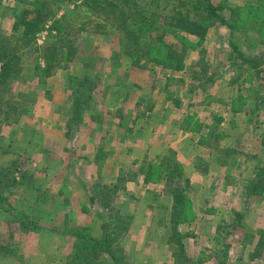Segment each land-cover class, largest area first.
I'll list each match as a JSON object with an SVG mask.
<instances>
[{"label": "rangeland", "instance_id": "1", "mask_svg": "<svg viewBox=\"0 0 264 264\" xmlns=\"http://www.w3.org/2000/svg\"><path fill=\"white\" fill-rule=\"evenodd\" d=\"M26 1L0 0L1 39L13 44L22 60V71L5 94L17 102V111L23 110L0 118V186L19 212L41 228L23 229L0 211V264H62L73 250L67 228L101 237L99 211L88 198L92 187L103 185L112 188V205L128 222L115 242L118 264H133L139 257L141 264H175L168 241L171 197L160 178L161 161L172 151L189 180L180 229L191 262L216 264L226 245V264H264V189L245 188L264 161V76L257 79L253 69L241 64L222 69L221 77L204 89L196 80L204 63L222 68L234 43L256 56L264 69V0H214L228 28L209 21L204 36L157 29L152 35L158 44H179L181 69L149 59L134 66L119 57L116 31L89 21L86 9L76 6L81 0L55 10L35 36L39 49L21 48L11 25ZM178 2L140 0V6L164 22ZM69 30L74 31L75 58L62 60L46 75L39 53L47 41ZM85 74L95 88L69 143L63 130L70 83ZM134 102V111L140 112L128 125L126 145L101 139L106 125L129 118ZM154 102L157 108L148 115ZM207 125L216 126L220 150L199 141ZM99 146L111 149L107 165H117L116 172H100L106 160L91 168L88 158ZM96 173L106 183L96 180ZM101 263L112 261L103 256Z\"/></svg>", "mask_w": 264, "mask_h": 264}, {"label": "trees", "instance_id": "2", "mask_svg": "<svg viewBox=\"0 0 264 264\" xmlns=\"http://www.w3.org/2000/svg\"><path fill=\"white\" fill-rule=\"evenodd\" d=\"M76 0H28L22 7L12 22V32L16 36V42L21 48L37 47L35 36L42 30L44 24L51 20L55 10L61 5ZM77 7H82L88 12L87 19L94 22L95 26L101 28H113L117 33L119 57L131 61L134 66L138 65L140 59L154 60L156 64L168 66L174 69L183 67V56L177 49L179 44L153 40V35L157 29L162 32H179L204 36L210 24L221 23L228 28L226 20L219 14L218 7L214 0H179L175 10L165 17L164 22L159 21L156 12L140 6V0H81ZM61 19H54L55 24H61ZM210 24H206L209 22ZM74 31L69 30L63 35L61 32L53 39L46 42L44 48L39 53L45 62V66L40 70L48 75L50 69L62 60L72 61L77 53V45L74 44ZM150 33V34H148ZM160 37V36H159ZM0 36V118L8 119L13 112L17 111L13 99L6 97V90L12 79L16 78L22 71L21 56L11 43H3ZM179 42L182 43L181 37ZM153 41V42H152ZM152 42V43H151ZM226 58L222 68L215 66L208 68L204 63L196 80L200 81L199 87L204 89L207 85H213L221 77L222 69L247 65L253 69L257 79L264 76V69L256 56H249L242 52L234 43ZM39 69L40 66H37ZM95 88V83L88 76L73 77L70 83L69 94L71 103L68 108L67 118L64 122V135L71 142L72 132L78 126L82 113L90 106L91 92ZM204 134H200L199 140L203 144L220 150L221 147L216 142L218 130L216 126H209ZM197 132L201 133V126L197 127ZM211 141V142H210ZM70 153V151H69ZM93 161L98 163L104 154L100 147L96 148ZM171 156L163 157V173L161 179L165 182L167 191L171 197V209L168 224V241L174 247L173 257L175 264H193L189 259L184 245L185 234L180 229L183 221L187 203V187L189 180L183 175L181 163L176 160L175 152ZM2 178V177H0ZM143 181H148V175L143 177ZM248 191L258 192L264 189V161L258 166L252 175L245 182ZM112 188L94 186L90 190L89 201L95 204L101 219V237L90 236L87 229L67 228V233L73 238V250L67 256V264H103L101 257L108 256L111 264H118L115 250V242L127 230L128 222L112 205ZM247 191V192H248ZM0 186V211L7 214L10 221L26 230L37 231L41 228L35 220H31L19 212L10 200L9 194ZM250 193V192H249ZM227 246L219 250V258L216 264H226Z\"/></svg>", "mask_w": 264, "mask_h": 264}, {"label": "crops", "instance_id": "3", "mask_svg": "<svg viewBox=\"0 0 264 264\" xmlns=\"http://www.w3.org/2000/svg\"><path fill=\"white\" fill-rule=\"evenodd\" d=\"M155 104H154V107H153V109H148L147 110V114L148 115H151L152 114V112H153V110H155L156 108H157V104H156V102H154ZM119 106H121V105H119ZM135 106V107H134ZM137 107V105H136V103L134 102V104L133 105H131L130 106V108H132V110L134 111V109ZM120 108H123V107H120ZM152 108V107H151ZM136 111V112H135ZM134 112H132L131 113V115L129 116V118H125L124 117V119H119V121H117V122H113L111 125H106L105 127H107L105 130H102V138L101 139H103V140H106V142H110V141H113V142H116L117 144H115V145H117L118 147H121L123 144L124 145H126V143H127V141H128V138H127V135H128V133L130 132V130H131V128H130V126H128L129 125V123H131V122H134V119L136 118V113H139L140 111L139 110H135ZM126 116V115H125ZM149 117V116H148ZM127 129H126V128ZM64 131V130H63ZM110 135H111V137H110ZM101 149H102V152L104 153V154H101L102 156H103V159H101L99 162H98V164H101L104 160H106L105 161V164L102 166V168H101V170H100V172H102V174L104 173V172H106V171H117V165H114L113 166V168H110V165H107V163H108V160L110 159V157H113L112 155H111V153H110V151H111V149L110 148H107L106 146H105V148L104 147H101V146H99ZM96 149V148H95ZM96 151V150H95ZM95 151L93 152V154L90 156V158H88L89 156L87 155V156H85V157H87L90 161H91V168L93 167L92 165H94L95 166V162L93 161V158L95 157ZM116 153H118V152H116ZM116 153L115 154H113V155H116ZM120 155V154H119ZM121 156V155H120ZM78 157H80V156H78ZM82 157H84V156H81V158ZM121 157H123L124 158V156H121ZM119 161V160H118ZM117 163V161L115 162V164ZM97 165V164H96ZM113 169V170H112ZM95 172H96V169H95ZM96 175H97V179L96 180H103V182H105L106 183V181H104V179H103V177L101 178V177H99V174L98 173H96ZM76 177H77V175H76ZM144 231V232H143ZM145 229H141V232H143V233H145ZM128 236V235H127ZM131 238H136V236H133L132 234H131ZM139 260H137V261H134L133 260V264H141L142 263V261H141V257H139L138 258ZM148 262V261H147ZM149 263V262H148ZM46 264V263H45ZM62 264H67V261H66V258H65V260L63 259V262H62Z\"/></svg>", "mask_w": 264, "mask_h": 264}]
</instances>
